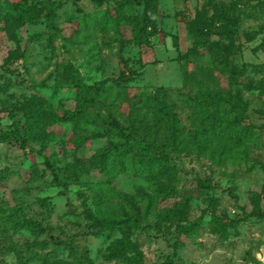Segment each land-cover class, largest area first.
<instances>
[{
	"label": "rangeland",
	"instance_id": "rangeland-1",
	"mask_svg": "<svg viewBox=\"0 0 264 264\" xmlns=\"http://www.w3.org/2000/svg\"><path fill=\"white\" fill-rule=\"evenodd\" d=\"M9 1L43 10L33 20L22 19L14 30L17 41L0 29V264H42L51 256L94 264H264V218L252 204L259 194L264 211V97L258 90H241L245 122L252 128L241 152L230 143L223 146V140L215 144L218 151H230L220 158L198 154L191 145L167 149L168 140L156 124L150 132L154 135H144V142L154 138L151 156L167 153L176 174L171 183L163 178L159 185L131 172L108 174L89 166L90 157L113 138L111 118L127 125L141 107L140 116L150 110L153 123L150 103L162 93L188 131L197 123L194 98L226 93L228 75L234 72L229 66L264 64V0H158L154 27L142 46L127 40L128 27H122L123 41L107 29L118 0H0ZM130 1L140 15L143 0ZM220 10L237 21L231 36L190 33L192 18L213 17ZM224 23V18L216 19L214 28ZM229 43L233 48L226 66L214 46ZM17 47L21 55L6 61ZM262 77L264 66L246 67V80ZM67 78L90 87L87 94L93 101L87 102L86 119L78 123V131L88 138L77 146L69 140L71 123L52 124L47 126L51 136L28 141L31 152L24 151L17 132L31 98L60 115L76 107L77 94L66 85ZM206 109L212 111V106ZM94 132L103 137H89ZM73 170L80 180L69 179ZM169 187L175 192L165 197L159 189ZM99 192L122 217L135 218L130 239L140 253L106 258L120 233H91L85 210L94 211ZM164 208L171 210L166 217ZM15 211L19 218L36 221L43 232L13 228L5 216ZM52 239L64 244L55 245ZM43 240L47 248L35 246Z\"/></svg>",
	"mask_w": 264,
	"mask_h": 264
},
{
	"label": "trees",
	"instance_id": "trees-1",
	"mask_svg": "<svg viewBox=\"0 0 264 264\" xmlns=\"http://www.w3.org/2000/svg\"><path fill=\"white\" fill-rule=\"evenodd\" d=\"M94 2L101 4L103 0H93ZM158 0H143L142 13L137 15L133 12L132 4L130 0H118L116 6L111 14V20L107 24V29L113 30L120 41L124 39V32L122 27H128L130 30V37L128 41L142 46L148 44V37L150 29L154 27L155 19L154 14L157 10ZM43 8L38 7L35 4L26 5L20 1H9L8 3L0 2V29L4 30L6 34L14 41L15 28L22 24V19L33 20L39 17ZM224 18L226 23L219 28H214L216 19L221 20ZM236 20L228 17L224 10L213 17L199 16L192 18L188 22V30L190 33L198 34L200 36H209L214 33L219 36H231L235 32ZM233 26V28H232ZM101 28H105L102 26ZM254 36L249 35L247 38L250 40ZM264 44V42H263ZM233 45L229 44H215L214 53L224 65L228 66L230 60L229 54L232 52ZM21 53L17 47L14 50L8 52L6 61L13 57H19ZM251 66L256 70H259L264 64L258 63H244L241 67L229 66L232 72L228 76L229 89L226 93L216 92L207 96H197L194 98L195 109L194 114L197 115L195 127L188 131H185L184 125L181 123L178 114L174 107L169 104L162 93H157L152 98L150 103L151 119L152 123L148 119L150 110L143 111V116L138 110H142L141 107L136 112L135 116L129 117L127 125H122L120 121L115 118H111L109 124L114 129L113 138L106 140L105 144L101 146L95 154L90 157L91 167H97L101 172L112 174L113 172H131L136 177L148 182L157 183L161 185L163 178H166L167 183L174 181L176 174L174 168L169 165L168 155L165 151H161L157 155L151 156V149L154 143V138L146 140L144 135L153 134L151 128L153 125L162 128L161 132L163 136L168 140L164 145L165 148L176 149L179 146L188 148L189 145L195 148L198 154L205 155L209 153L212 157L216 158L223 156L225 153H229L230 149L218 151V145H215L217 141H224L223 146H227L228 143L232 144V147L239 150L246 144V140L252 133L250 123L245 122L246 116L244 115L247 103L242 98V88L247 90H258L259 94L264 97V78H260L257 81L246 80L245 72L246 67ZM67 69V67H66ZM66 85L71 84L74 86L78 102L76 107L72 110L66 109L62 114H58L49 107L43 108L36 98H31L28 104L25 106L24 123L17 134L20 138V145L24 151L31 152L27 142L28 141H41L44 137L51 136L52 133L47 131V126L57 123H71L74 134L70 137V141L75 145H82L86 138L78 131V123L85 120V110L87 108V102L93 101L90 94L87 91L90 87L79 85L67 78ZM212 106V111L206 109V107ZM138 134H143L142 138H139ZM154 135V134H153ZM91 138L103 137V133L94 132L89 135ZM65 141V137H60ZM188 138L189 140H187ZM231 147V148H232ZM237 152H241L240 150ZM227 156V155H226ZM130 157V164L127 162V158ZM48 163V162H47ZM35 169V167H34ZM36 177V176H35ZM81 174L76 173L73 170L69 179L80 180ZM54 180L60 184V180L57 176ZM205 185L203 182H200ZM161 187V186H160ZM164 196H173L175 189L169 187L168 189H159ZM102 192H99L95 197L94 211L85 210V217L90 222L91 233L98 236L104 231H118L120 237L113 241L107 249L105 254L108 259H116L128 252L140 253L134 241L130 239V229L135 227V218L122 217L120 212L109 205L103 198ZM260 196L255 194L252 198V204L255 214L264 218V211L259 207ZM171 210L164 208L162 214L164 217L170 214ZM176 213V212H175ZM178 214V213H177ZM5 219L12 225L13 228H27L41 234L43 228L34 220L30 218H19L18 212H11L5 216ZM51 243L55 245L64 244L63 241L52 239ZM38 248L45 249L48 246V241L35 243ZM134 258V257H133ZM136 258V257H135ZM134 258V259H135ZM132 259V258H129ZM42 264H94L92 261L82 260H65L55 257L43 258Z\"/></svg>",
	"mask_w": 264,
	"mask_h": 264
}]
</instances>
